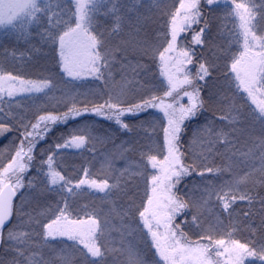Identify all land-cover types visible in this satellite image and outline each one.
Masks as SVG:
<instances>
[{
    "label": "trees",
    "instance_id": "trees-1",
    "mask_svg": "<svg viewBox=\"0 0 264 264\" xmlns=\"http://www.w3.org/2000/svg\"><path fill=\"white\" fill-rule=\"evenodd\" d=\"M45 2L47 0H42V7ZM236 3H246L248 7H253L254 3L257 19L264 15V0H253V3L236 0ZM179 5L180 0H140L135 12L124 14L118 32L112 31L113 18L104 15L111 4L100 6L94 25L96 32L102 33L100 38L103 50L113 57L110 69L104 70L102 78L84 76L75 79L67 76L60 65L58 44H53L47 38L49 32L55 34L64 31L66 26L54 29L42 13H37L40 17L37 22L29 24L18 21L14 29L0 28V74L11 73L26 81L50 82V86L41 92L17 93L11 98L4 96L3 101H0V108L3 109L0 112V123L8 124L11 128L0 138V171L23 138V125L35 123L40 115L63 113L73 103L77 106L103 103L109 96L113 97V102L117 99L123 101L124 107L152 95L162 97L168 84L166 76L162 75L158 52L166 46L168 22ZM200 10L204 19L210 21L211 44H192V35L203 26V21L181 33L177 43L183 47L190 46L195 51L193 64L187 66L193 75L200 61H210L215 67L210 79L198 82L206 103L202 114L185 122L181 151L186 154L185 164L200 166L198 172L204 167L219 168L221 171L205 173L203 177L193 173L184 177L174 191L182 198L199 200L203 189L209 184L219 189L226 182H233L245 173H252L246 183L238 186V190L250 193L254 199L251 204L237 200L230 211L225 212L213 196L202 209L198 225L191 223L193 212L190 210L178 215L174 224H178L191 241L211 234L213 239L239 240L241 243H255L259 246L264 244V212L260 210L259 202L264 198V185L259 183V152L254 143H258V138L264 133L259 123H253L250 118L242 125L231 126L227 121L216 119L226 115L229 106L238 109L246 117L254 108L244 88H237L235 75L230 71L232 57H238L243 51V40L237 35L240 20L229 15L232 10L231 0H220L219 5L211 9L201 0ZM51 11L58 13V18L66 25L75 26L72 18L74 2L52 0ZM137 15L147 18L138 34L134 27ZM261 23L264 24V19ZM136 40H146L150 45L149 51L142 53L126 43ZM137 63L145 67L138 70L134 77L131 69ZM187 90L191 91L190 88ZM255 95L258 101L264 99V89H259ZM121 119L130 125L131 131L122 129L115 120L93 114L51 125V130L36 142L33 149V160L24 175L22 190L16 193L13 216L4 230L5 234L8 229L16 226L18 230L31 232L33 241L43 244L42 225L55 219L59 214L58 208L64 207L66 202L70 219L87 220L89 215L96 216L103 229L101 242L107 247L124 250V256L109 255L106 264H123L129 249L139 254L145 264H164L156 254L151 235L138 213L147 206L148 196L152 194L151 177L158 173V169H153L147 162L146 155H156L162 160L166 154L163 129L167 126V119L151 107L137 115L125 114ZM232 127L245 129L243 133L238 131L230 137L235 143L234 148L222 142L214 146L208 144L209 140L214 139L210 131L223 129L230 132ZM72 135L84 136L85 144L80 148L56 149L57 143L63 144ZM207 147H211V151L206 150ZM250 148L255 155L239 154L248 152ZM142 153L146 155L142 156ZM49 154L55 155L58 170L74 183L84 178V169H88V178H107L110 184L115 182L122 170L128 171L121 177L120 188L113 189L107 196L87 185L75 190L74 195L61 191L58 186L50 191L44 186L43 172H38L42 167L43 171H47V165H42V162L47 160ZM29 181L33 186H29ZM245 212H250L247 218ZM160 231L162 233L163 229ZM77 247L83 246L66 237H57L54 240L50 238L40 251L52 264H65L64 257L73 258V264H84ZM0 255L7 259L11 254L0 248ZM245 264H259V261L249 260Z\"/></svg>",
    "mask_w": 264,
    "mask_h": 264
},
{
    "label": "snow or ice",
    "instance_id": "snow-or-ice-1",
    "mask_svg": "<svg viewBox=\"0 0 264 264\" xmlns=\"http://www.w3.org/2000/svg\"><path fill=\"white\" fill-rule=\"evenodd\" d=\"M69 2H74V11H72L74 27L70 24L66 25L58 18V13L51 11L52 0H47L43 7L41 6L42 0H0V28L14 29L18 21H26L29 24L37 22L40 19L37 13H42L47 18L48 24L54 29L57 26H66L64 31L55 34L49 32L47 38L53 44H58L62 70L67 76L75 79L84 76L102 78L104 70L110 69L113 57L111 53L103 50L104 45L100 38L102 33H97L96 25H94L96 14L100 6L111 4L104 15L113 18L112 31L118 32L124 14L135 12L140 0H69ZM219 2L220 0H203V3L210 9L214 5L218 6ZM248 2L253 3V0H248ZM231 4L232 10L229 15L240 20L237 35L243 40V51L238 57H232L230 71L235 75L237 88H244V91L252 99L254 108L246 117L238 109L229 106L227 114L218 116L216 119L227 121L231 126L242 125L246 119L250 118L253 123H259L261 132L264 133V99L258 101L255 95L259 89H264V24L261 23L264 15L257 19L254 3L253 7H248L246 3H236V0H231ZM56 6L59 7V4ZM200 8L201 0H180L179 8L170 16L168 32L165 35L166 46L158 52L162 75L166 76L168 84L162 97L152 95L128 107H124L123 101L119 99L113 102L111 96L103 103L91 106L87 103L82 106L73 103L63 113L43 114L37 117L35 123L23 125V138L15 155L12 156L10 163L0 171V185H2L0 187V248L5 253L11 254L7 259L0 255V264H52V261L44 258L40 249L48 244L50 238L54 240L57 237H67L69 240L75 241L77 245H82V248L77 247L76 250L84 264H106V258L109 255L114 257L125 255L122 248L107 247L101 242L103 229L96 216L89 215L87 220L70 219L66 202L64 207L58 208L59 214L55 219L42 225L43 244L33 241L31 232L18 230L16 226L8 229L6 234L4 230L13 216L12 197L24 186L21 174L26 171L29 163L33 160L32 152L36 142L47 135L51 130V125L94 113L97 116L115 120L122 129L131 131L130 125L121 118L125 114L137 115L150 107L160 109L167 119V126L163 129L166 154L160 160L156 155L142 153V156L146 155V160L151 164V167L158 169V173L151 177L152 194L148 196L147 206H144L143 210H139L138 214L144 227L151 235L153 247L160 260L164 264H221V258L226 257L225 264H245L249 260L264 264V244L258 246L255 243H241L239 240L213 239L211 234L202 235L198 240L191 241L180 230V226L174 224L178 215L185 213V210H190L193 212L191 223L198 225L202 209L206 207L213 196L217 202L221 203L225 212H229L237 200L248 201L251 204L254 199L250 193L238 190V186L246 183L252 173H245L244 176L233 182H226L219 189L209 184L203 189L199 200L191 197L182 198L174 191L184 177L193 173L203 177L205 173L213 174L221 171L219 168L204 167L202 171L198 172L197 168L200 166L185 164L186 154L181 151V136L186 127L185 122L194 120L202 114L206 103L201 95L202 88L198 82L210 79L215 67L210 61H200L197 71L193 75L187 66L193 64L196 53L190 46L183 47L177 43L181 33L191 29L193 24H200L203 21V26L199 28V31H194L192 35V44L199 46L211 44L210 21L204 19ZM146 19L137 15L134 26L137 34L144 27L143 21ZM126 43H130L135 50L142 53H147L150 49L146 40ZM144 67L139 63L133 66L131 70L134 77L138 74V70ZM109 75H111L110 72ZM4 81L12 85L19 81L20 87L5 89L0 86V101H3L4 94L11 98L18 92H40L50 86L48 80L26 81L11 73L0 74V82ZM189 88L191 91L187 90ZM183 97H187V104L179 103ZM169 98L172 100L171 103L167 102ZM0 112H3L2 108H0ZM10 130L8 124L0 123V135ZM238 131L243 133L245 129L232 127L230 132L223 129L212 130L210 135H214V139L209 140L208 144L214 146L215 143L222 142L234 148L235 143L230 137ZM84 144V136L72 135L63 144L57 143L55 147L56 149L80 148ZM25 145H27V149H25ZM201 146L205 147L203 144ZM254 147L259 152V183L264 185V135L258 138V143H254ZM206 150L211 151V147H207ZM239 154L241 156L255 155L252 148L246 153ZM43 164L47 165V171H43L42 167L38 172H43L45 188L51 191L58 186L61 191L73 195L75 190H80L87 185L88 188L105 193L107 196L113 189L120 188L121 177L128 171V169L122 170L115 182L110 184L107 178H88V169H84V178L74 183L72 179L58 170L54 154H49L47 160L42 162ZM12 177H15V183L10 182ZM6 181L8 182L6 183ZM29 186H33L31 181H29ZM259 202L260 210L264 212V198H261ZM249 215L250 212L244 213L245 218ZM36 222L39 223V221ZM85 224L88 225L87 230L83 227ZM160 229H163L162 233ZM63 259L65 264H73V258L64 257ZM123 264H145V261L139 254L133 253L129 249Z\"/></svg>",
    "mask_w": 264,
    "mask_h": 264
},
{
    "label": "rangeland",
    "instance_id": "rangeland-1",
    "mask_svg": "<svg viewBox=\"0 0 264 264\" xmlns=\"http://www.w3.org/2000/svg\"><path fill=\"white\" fill-rule=\"evenodd\" d=\"M58 54H59V48H58ZM59 59H60V65H61V57H60V55H59ZM61 68H62V66H61ZM0 86H2V87H4L5 89H7V88H9V87H20V85H19V81H17L16 82V84L15 85H12V84H10V83H8L7 81H4V82H0ZM47 88H45L44 90H46ZM41 92V91H40ZM18 93H21V94H35V93H38L37 91H32V92H18ZM181 95H182V93H181ZM4 96H7L6 94H4ZM167 102H169V103H171L172 102V100H171V98H169L168 100H167ZM187 104V97H183L182 99H180L179 100V103H182V104H185V103ZM156 111H158V112H160V113H162L163 114V112L160 110V109H158V108H154ZM88 114H93V115H96V114H94V113H88ZM85 115V114H84ZM97 116V115H96ZM98 117H103V116H98ZM5 134V133H4ZM4 134L3 135H0V138H2L3 136H4ZM20 144V143H19ZM18 147H19V145H18ZM17 147V148H18ZM25 149H27V145H25ZM16 151V150H15ZM15 151H14V153H13V155L12 156H14L15 155ZM12 158V157H11ZM11 158H10V160L4 165V167H6L9 163H10V161H11ZM3 167V168H4ZM2 168V169H3ZM2 169H1V171H2ZM28 169H29V166H28V168L26 169V171L24 172V173H22L21 175H22V183H23V185H24V175L27 173V171H28ZM8 181H6V183H7ZM11 183H15V177H12V179H11V181H10ZM0 187H2V185H0ZM22 188L23 187H21L20 189H19V191H21L22 190ZM19 191H17V192H19ZM84 229L85 230H87V228H88V225L87 224H85L84 226ZM67 238V237H66ZM225 260H226V257H222L221 258V264H225Z\"/></svg>",
    "mask_w": 264,
    "mask_h": 264
},
{
    "label": "water",
    "instance_id": "water-1",
    "mask_svg": "<svg viewBox=\"0 0 264 264\" xmlns=\"http://www.w3.org/2000/svg\"><path fill=\"white\" fill-rule=\"evenodd\" d=\"M14 198H15V196H14V197H12V204H13V200H14Z\"/></svg>",
    "mask_w": 264,
    "mask_h": 264
}]
</instances>
